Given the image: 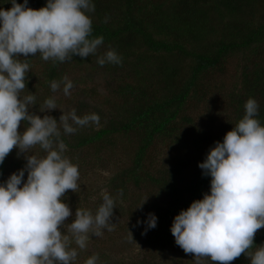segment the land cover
<instances>
[{
	"label": "trees",
	"instance_id": "1",
	"mask_svg": "<svg viewBox=\"0 0 264 264\" xmlns=\"http://www.w3.org/2000/svg\"><path fill=\"white\" fill-rule=\"evenodd\" d=\"M92 3L94 11L86 13L91 19V38L103 37L96 53L84 58L73 55L65 62L45 61L39 53L18 55V59H27L29 65L21 96L32 94L33 108L41 112L45 110L46 99L60 102L50 89V81H60L70 70L82 74L92 73L95 68L104 71L108 82L103 95L91 88L87 77H83L82 84L77 80L72 83L81 97L71 101L76 115L95 113L100 120L98 127L90 122L89 126L78 127L67 139L61 138L66 145L64 155L70 161L80 160L93 166L106 162L109 167L110 154L119 152L117 172L105 179V186L111 194H125L126 184L130 183L142 193V202L126 207L127 211L135 212L128 214L129 220L137 210L143 214V222L147 213H153L157 222L150 230V240L163 242L173 250L178 256L175 259L172 256L173 264H218L208 257L195 258L192 253H184L169 231L173 217L209 191L210 177L202 175L197 165L187 184L181 185L177 154L191 151L198 158L196 162H202L213 142H221L224 134L243 117L249 98L257 102L255 118L264 126V0H92ZM44 4L45 0H28L32 9ZM0 7L8 10L11 5L3 3ZM109 49L115 50L121 63L100 66L97 57ZM36 66L37 76L33 71ZM229 69L239 83L229 94L216 92L215 84L221 83ZM85 97L94 102L100 98L96 109L87 106ZM73 98L69 94V99ZM164 151L172 156L166 162L158 159ZM29 153L44 154L39 146ZM25 162L23 154L17 155L13 148L0 164V182ZM75 194L76 191L67 195ZM102 196L95 207L103 202ZM97 239L98 236H93V244L83 253L69 243L77 251V263L73 264H85L89 257L96 256V251L101 259L107 258ZM261 244L264 228L256 231L253 245L246 253H253ZM90 249L96 251L92 254ZM229 264H250V257L242 253Z\"/></svg>",
	"mask_w": 264,
	"mask_h": 264
},
{
	"label": "clouds",
	"instance_id": "2",
	"mask_svg": "<svg viewBox=\"0 0 264 264\" xmlns=\"http://www.w3.org/2000/svg\"><path fill=\"white\" fill-rule=\"evenodd\" d=\"M3 3L11 7H0V164L13 148L26 162L0 182V264H71L77 251L69 247V235L60 229L73 214L61 197L66 190L78 188L79 172L64 155L61 130L72 134L90 122L98 127L100 118L95 113L77 116L73 109L61 113L57 122L51 115L33 113L29 106L34 105V96H20L29 65L18 55L39 53L45 61L59 62L73 55L84 58L96 53L103 37L91 38L86 13L94 11L92 0H45L39 9L28 7V0H0ZM105 63L119 65L121 57L109 49L97 57V64ZM72 87L67 77L50 81L52 92L59 89L65 96ZM43 103L45 111L40 113L57 109L54 98ZM257 113V102L249 98L243 117L221 142H213L197 164L202 175L210 177L209 191L180 210L169 229L184 253L218 264H229L243 253L250 257V264H264V244L246 253L256 231L264 228V126L255 118ZM22 122L26 126L18 132ZM33 146L44 154H30ZM102 201L95 214L76 209L68 224L72 241L80 249L89 234L100 236L102 230H112L114 200L106 190ZM156 222V216L147 213L144 231L155 228ZM96 260L93 255L85 264H96Z\"/></svg>",
	"mask_w": 264,
	"mask_h": 264
},
{
	"label": "rangeland",
	"instance_id": "3",
	"mask_svg": "<svg viewBox=\"0 0 264 264\" xmlns=\"http://www.w3.org/2000/svg\"><path fill=\"white\" fill-rule=\"evenodd\" d=\"M33 71H35L36 76L39 75L38 66H36ZM64 76L71 80L72 83L75 80L80 81L78 82L79 84L83 83V77H87L90 83L89 85H91L92 89L96 90L97 93H100L101 95L105 94V84L106 82H108V80H106V73L100 68H95L92 73L87 72L86 74H82V72L80 73L76 70H70L64 73ZM148 83L153 84V81H149ZM238 83L239 81H237L235 75L229 69V73L223 78V80H221V83L217 82L215 84L217 86L216 92L218 91L220 93L229 94L232 87L234 85H237ZM76 89L77 90H75V88L73 87L69 90V93L74 96L72 100L69 99V95L65 96L59 89L54 92L57 101H62L61 103L59 102L58 104H56L57 109H53L46 113H40V111L34 110L33 105H30L29 107L31 108V111L33 113L41 117L45 114L51 115L58 122V118L61 113H67L74 107L71 101H74L76 97L81 99L78 94L79 89L77 87ZM21 95L22 92L20 93V96ZM37 95L39 97H43L41 92H38ZM85 101L87 103V106L96 109L97 105L100 103V98H98L94 102L89 97H85ZM201 118L197 119L196 122H199ZM24 127L25 125L22 122V124L18 126V132H22L24 130ZM68 135L69 134H64L61 130V138L67 139ZM34 147L36 146H33L31 150ZM160 148L165 147L161 146ZM205 148L208 149V147ZM174 151L175 150H172L170 152L174 153ZM170 152H162L161 154H159L158 159H163V161L166 162V159L168 157H172L169 154ZM119 155V152H117L115 155L110 154V157L112 158L110 160L109 167H107L106 162H103L102 164L99 163L98 165L93 166L88 165V163H81L80 160L70 161L71 163L78 166V188L75 190L77 193L75 194V196L68 197L67 194L73 195L75 191L72 192L71 190H66L64 195L61 197L62 202H65L68 205L70 212L73 215H70L68 218H66V220L64 221L65 224L61 226L60 231L62 232V234L69 235V243H71L72 245H75V243L74 241H72L71 233L68 229V224L71 223L74 219L75 210L85 209L95 214V211L99 206L97 205L95 207V205L98 203L99 198L103 195V192L106 190L109 194H111V191H109L105 186V179L107 177L109 178L111 176V173L117 172L116 166H118L117 159L119 158ZM173 156H176V154H174ZM195 156L196 154L191 153V151L187 152V150H184L182 153L177 154L176 167L179 169V182H182V186L186 185V181L190 179V175L197 171L196 165L198 164V162H196V160L198 158H196ZM126 188L127 190L125 194L112 192L111 197L114 200V209L112 212V217L110 219V222L113 224L112 230H102V235L98 236L97 239V242L99 241V244L103 249L101 251L106 254L107 258L104 259L103 257L101 259L100 255L97 256L98 253L95 249H90L89 253L93 254L96 251V264H173L172 262H170L172 261V256L174 257V259L178 256L173 253L172 249L164 246L165 244H163V242L157 243L153 240H150L151 229H148L146 232L144 231L145 225L143 221H141L143 218V214H139L137 210L136 215H134L129 220L130 216L128 214H130V212H135L131 209L127 211L126 207L129 204H135L137 201L142 202L143 198L142 193L135 189L130 183L126 184ZM137 220L141 221L140 225L136 224ZM128 232H130L133 241L131 240ZM93 236L94 235L89 234V239L86 241L85 247L83 249H80L77 245L75 246L83 253L90 247V245L93 244ZM71 263H77V261L74 259L73 261H71Z\"/></svg>",
	"mask_w": 264,
	"mask_h": 264
}]
</instances>
